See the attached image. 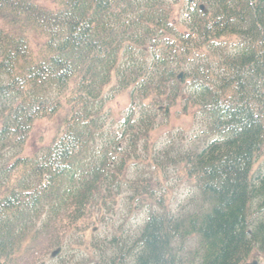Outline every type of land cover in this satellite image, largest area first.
<instances>
[{
  "label": "trees",
  "instance_id": "16d2710c",
  "mask_svg": "<svg viewBox=\"0 0 264 264\" xmlns=\"http://www.w3.org/2000/svg\"><path fill=\"white\" fill-rule=\"evenodd\" d=\"M194 1L0 0V264H17L59 223L63 239L103 218L130 153L140 142L152 148L181 107L210 137L180 161L204 207L178 219L142 184L138 198L152 194L158 210L130 253L93 264H184L175 245L192 236L200 264L264 254V221L252 220L264 195V174L254 176L264 155V0ZM126 91L139 111L125 122L119 155L104 109ZM56 117L53 142L23 156L35 123ZM105 134L112 155L97 146Z\"/></svg>",
  "mask_w": 264,
  "mask_h": 264
},
{
  "label": "rangeland",
  "instance_id": "374dc122",
  "mask_svg": "<svg viewBox=\"0 0 264 264\" xmlns=\"http://www.w3.org/2000/svg\"><path fill=\"white\" fill-rule=\"evenodd\" d=\"M37 1L45 7L55 6V0ZM185 1L189 5L194 0ZM231 48L233 46L229 44V49ZM113 98L111 102L106 103L108 106L104 109L103 128L119 145L116 153L120 155L126 152V142L121 139L126 129L125 122L132 111L135 113L139 109L135 107L137 104L133 105L130 91L117 94ZM182 112L181 107L171 113L167 126L161 129L159 136L152 143H156L152 148L145 151L143 143L140 142L138 148L130 153L134 157L128 164L126 178L120 183L121 187L111 193L106 192L107 196H104L112 208L103 218L99 219L101 215H96L94 220L88 218L78 224L75 232L64 236L63 239L62 234L65 231L63 224L59 223L57 233L52 232L50 236L49 232L30 245L17 264H93L98 260L130 253L134 239L140 235L150 209L158 210L152 194H149L148 198H138L142 184L146 185L156 198L163 197L174 217L187 219L200 213L204 204L199 192L188 181L185 167L180 161L183 156L202 150L210 137L204 120L193 119L190 114L186 116ZM60 127L61 123L57 117L35 123L22 150L23 156L39 157L58 136ZM109 143V137L105 134L103 139L97 141V146L109 149L112 155L114 147ZM254 174H264V155L257 161ZM258 204H262V208H259ZM263 205L264 195L252 210V220L264 221ZM59 230L63 231L58 233ZM114 238L122 245H112ZM175 252L184 264L201 263L197 236L176 244ZM253 261L264 264V254L256 250L254 257L247 263Z\"/></svg>",
  "mask_w": 264,
  "mask_h": 264
},
{
  "label": "water",
  "instance_id": "95a60500",
  "mask_svg": "<svg viewBox=\"0 0 264 264\" xmlns=\"http://www.w3.org/2000/svg\"><path fill=\"white\" fill-rule=\"evenodd\" d=\"M251 264H258L256 261H254L253 263H251Z\"/></svg>",
  "mask_w": 264,
  "mask_h": 264
}]
</instances>
